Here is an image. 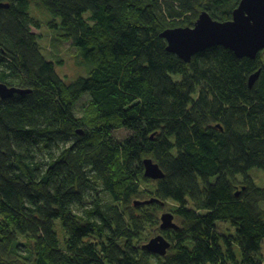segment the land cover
<instances>
[{
  "label": "trees",
  "instance_id": "trees-1",
  "mask_svg": "<svg viewBox=\"0 0 264 264\" xmlns=\"http://www.w3.org/2000/svg\"><path fill=\"white\" fill-rule=\"evenodd\" d=\"M33 1L86 76L66 82L43 56ZM237 1L210 0L209 14L226 20ZM2 3L0 83L30 92L0 99V264H264V187L248 175L264 171V50L167 51L159 33L192 26L202 0ZM143 193L157 200L135 205ZM166 201L180 224L161 229L158 256L142 246Z\"/></svg>",
  "mask_w": 264,
  "mask_h": 264
},
{
  "label": "water",
  "instance_id": "water-1",
  "mask_svg": "<svg viewBox=\"0 0 264 264\" xmlns=\"http://www.w3.org/2000/svg\"><path fill=\"white\" fill-rule=\"evenodd\" d=\"M0 6L7 7V4L2 3ZM230 14V18L226 20H217L204 9L197 15L192 26L166 28L159 33V36L166 42V50L185 62L191 61L195 54L217 45L229 49L238 58L255 59L257 54L264 50V0H239ZM259 72L260 70H257L249 75L248 87L254 84ZM29 92L30 89L0 83V99ZM142 165L145 177L152 180L163 177L162 169L150 157L143 158ZM154 200L157 199L152 197L144 201L135 200L134 204H148ZM160 222V229L178 228L170 212L162 213ZM142 247L150 253L163 256L167 253L170 242L162 234H158L150 238Z\"/></svg>",
  "mask_w": 264,
  "mask_h": 264
},
{
  "label": "rangeland",
  "instance_id": "rangeland-1",
  "mask_svg": "<svg viewBox=\"0 0 264 264\" xmlns=\"http://www.w3.org/2000/svg\"><path fill=\"white\" fill-rule=\"evenodd\" d=\"M203 8L206 9V11L209 13L211 10L209 7H211L212 3H210V0H202ZM209 3V5L207 4ZM209 6V7H208ZM198 12H201L200 10ZM31 15L35 16L36 19L40 22L41 26L40 28H35L31 26V31L34 32L38 37V46L43 54V56L50 60V61H61V64L55 66V70L58 73V75L63 78L66 82H71L78 78L79 76H86L91 67L86 65L83 58L79 55L76 47L71 45V42L65 41V42H59L56 39V34H54L53 30L50 29L46 22L48 20V14L47 12L41 8V6L37 5L35 1L31 2ZM88 13L86 14L87 17ZM263 55V54H262ZM261 55V56H262ZM264 62V61H263ZM88 100L87 95H84L82 100L80 99L76 107V114L82 115L81 111V104L86 102ZM114 135L116 138H122L124 136V133L120 131L114 132ZM249 177L252 179L253 183L257 187H264V171L258 170V169H252L249 171ZM146 188V186L143 184L141 186V189ZM239 194V192H237ZM237 194V195H238ZM149 196H151L149 193H143L140 197H136V200L144 201L146 199H149ZM135 202V201H134ZM264 208V203L262 204ZM161 210L157 212V218L158 222L157 225L153 226L150 229V235L146 239L145 243H147V240L149 238H152L158 234H164V231H162L159 227L160 225V216L162 213L170 212L173 214V221L179 226L180 222L177 216L175 215L176 211V205L172 203L171 201H166L161 205ZM216 230L223 234L232 233L234 231L233 226H231L228 222L225 221H218L216 223ZM144 243V244H145ZM261 253L264 259V240L262 242L261 247Z\"/></svg>",
  "mask_w": 264,
  "mask_h": 264
},
{
  "label": "flooded vegetation",
  "instance_id": "flooded-vegetation-1",
  "mask_svg": "<svg viewBox=\"0 0 264 264\" xmlns=\"http://www.w3.org/2000/svg\"><path fill=\"white\" fill-rule=\"evenodd\" d=\"M239 1V0H238ZM238 1H237V3H238ZM237 3H236V5H237ZM236 5H234V7L236 6ZM233 8V7H232ZM232 10V9H231ZM231 12V11H230Z\"/></svg>",
  "mask_w": 264,
  "mask_h": 264
}]
</instances>
